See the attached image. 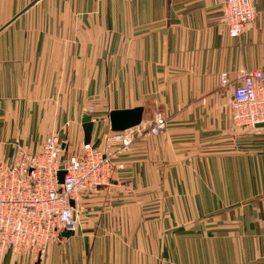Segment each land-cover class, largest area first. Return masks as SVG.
Segmentation results:
<instances>
[{
	"label": "crops",
	"instance_id": "1",
	"mask_svg": "<svg viewBox=\"0 0 264 264\" xmlns=\"http://www.w3.org/2000/svg\"><path fill=\"white\" fill-rule=\"evenodd\" d=\"M34 1L0 0L1 157L50 133L103 146L112 109L165 127L80 195L72 235L0 264H264V127L236 125L221 82L264 74V0L237 36L225 0Z\"/></svg>",
	"mask_w": 264,
	"mask_h": 264
},
{
	"label": "built area",
	"instance_id": "2",
	"mask_svg": "<svg viewBox=\"0 0 264 264\" xmlns=\"http://www.w3.org/2000/svg\"><path fill=\"white\" fill-rule=\"evenodd\" d=\"M218 18L230 36H237L255 18L254 0H225ZM221 82L230 93L236 125L254 128L264 122L261 70L241 72L235 83L225 77ZM164 127L165 120L157 116L147 127L110 130L102 135L103 146L84 142L67 156L66 140L50 133L40 151L28 152L18 146L11 159L0 156V255L10 249L40 258L61 232L74 230L80 195L108 183L113 167H124L115 160L128 153L138 137L156 134ZM60 170H64L62 181Z\"/></svg>",
	"mask_w": 264,
	"mask_h": 264
},
{
	"label": "water",
	"instance_id": "3",
	"mask_svg": "<svg viewBox=\"0 0 264 264\" xmlns=\"http://www.w3.org/2000/svg\"><path fill=\"white\" fill-rule=\"evenodd\" d=\"M37 1V0H35ZM34 1V2H35ZM143 107L136 106L132 108H123V109H112L109 111V123L110 129L112 131H121L126 130L131 127L137 126L142 121ZM82 127L86 139L88 140V135H90L93 121L91 120L90 115H84L82 117ZM255 127H264V122H259ZM64 170L59 171V180L63 179ZM63 235L70 236L73 234V230H65L62 232Z\"/></svg>",
	"mask_w": 264,
	"mask_h": 264
},
{
	"label": "rangeland",
	"instance_id": "4",
	"mask_svg": "<svg viewBox=\"0 0 264 264\" xmlns=\"http://www.w3.org/2000/svg\"><path fill=\"white\" fill-rule=\"evenodd\" d=\"M105 116H106V115H105ZM107 117H108V122H109V116H108V114H107ZM76 122H77V128H79V130H81V128H82V121L80 120V117L77 118ZM109 127H110V123H109ZM65 128H67V127H65ZM69 144L71 145L72 143L69 141ZM77 148H78V147H77ZM77 148H70V149H68L69 151H68V152H65V156L71 154V153L74 152ZM66 153H67V154H66Z\"/></svg>",
	"mask_w": 264,
	"mask_h": 264
}]
</instances>
